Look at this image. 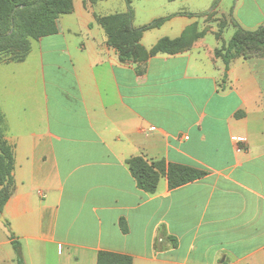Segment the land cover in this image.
I'll use <instances>...</instances> for the list:
<instances>
[{"label":"crops","instance_id":"0c3cea01","mask_svg":"<svg viewBox=\"0 0 264 264\" xmlns=\"http://www.w3.org/2000/svg\"><path fill=\"white\" fill-rule=\"evenodd\" d=\"M73 1L58 34L0 65L16 160L0 264H17L12 233L25 264H97L101 252L133 264H264V57L227 70L215 54L235 33L230 22L219 27L232 10L247 30L264 25V11L221 0L212 18L198 17L214 0H144L135 28L174 16L144 34L148 50L194 25L208 31L183 53L133 64L120 62L97 22L126 13V0ZM134 157L208 175L174 190L163 176L149 194L130 171Z\"/></svg>","mask_w":264,"mask_h":264},{"label":"trees","instance_id":"16d2710c","mask_svg":"<svg viewBox=\"0 0 264 264\" xmlns=\"http://www.w3.org/2000/svg\"><path fill=\"white\" fill-rule=\"evenodd\" d=\"M97 3L101 0H89ZM221 0H215L212 10L202 14L212 18ZM126 13L109 16H97V22L104 29L108 45L114 48L121 63L141 64L159 55H177L189 49L194 41L204 37L208 29L198 32L197 26H191L176 39L162 38L151 49L142 46V39L147 31L161 28L174 16L154 19L140 28L133 26L134 10L132 0H126ZM74 10L73 0H0V54L13 53L11 58H0V65L8 62H23L31 52L32 41L59 33L58 21L61 16L71 14ZM188 16L195 14L182 13ZM200 15V16H202ZM235 28V33L228 44L217 49L215 54L221 58L228 70L230 64L238 59L246 60L264 57V25L256 30L243 28L233 17L223 18L219 24L223 31L228 23ZM130 171L138 188L146 193L154 194L161 177H166L171 190L200 180L208 175L205 170L180 164H168L162 161H149L143 157L128 160ZM16 168L13 147L6 140V124L0 112V213L3 212L9 199L13 196L16 183ZM9 226V223H7ZM122 231L128 233L124 220L121 221ZM16 253L17 264H25L21 243L11 234ZM97 264H133V259L126 255L101 252Z\"/></svg>","mask_w":264,"mask_h":264},{"label":"rangeland","instance_id":"374dc122","mask_svg":"<svg viewBox=\"0 0 264 264\" xmlns=\"http://www.w3.org/2000/svg\"><path fill=\"white\" fill-rule=\"evenodd\" d=\"M215 1V0H214ZM240 1V4L238 5V7H241L242 5V2H243V0H239ZM251 1H253V2H255V4L257 5V7L260 9V10H263L264 11V0H244V2H245V4H246V7H244V9L246 10V11H244V13H246L247 12V10H248V8H249V5H250V3H251ZM156 2H158V4H160L159 3V0H157ZM214 3V2H213ZM233 6L232 7H235V2H234V0H233ZM200 4H201V1L198 3V5H196V6H200ZM145 1L144 0H135L134 1V8H133V10H136V12L138 13V16H139V18H141V15H142V13H143V11H144V8H145ZM213 5V4H212ZM195 6V7H196ZM211 8H212V6H211ZM210 8V9H211ZM208 11H210V10H203V11H199V12H194V13H199L198 14V17L200 16V15H202V14H204V13H206V12H208ZM233 11V10H232ZM159 14L160 13H165V12H162L161 11V9H160V12H158ZM162 17H164V16H161V17H159V18H162ZM233 17H234V14H233ZM227 19H230V15L229 16H227L226 17ZM158 19V18H157ZM170 35H172V34H170ZM227 35H228V32H227ZM13 56V53H8V54H0V58L2 57V58H11Z\"/></svg>","mask_w":264,"mask_h":264},{"label":"water","instance_id":"95a60500","mask_svg":"<svg viewBox=\"0 0 264 264\" xmlns=\"http://www.w3.org/2000/svg\"><path fill=\"white\" fill-rule=\"evenodd\" d=\"M0 221H1L2 223H5V222H6L5 219H4V217L2 216V213H0Z\"/></svg>","mask_w":264,"mask_h":264},{"label":"built area","instance_id":"2783aa9c","mask_svg":"<svg viewBox=\"0 0 264 264\" xmlns=\"http://www.w3.org/2000/svg\"><path fill=\"white\" fill-rule=\"evenodd\" d=\"M242 143H245V141H242ZM244 151V147H238V152Z\"/></svg>","mask_w":264,"mask_h":264}]
</instances>
